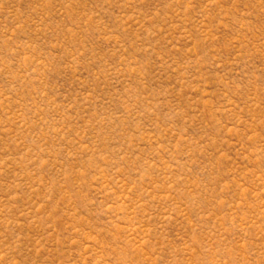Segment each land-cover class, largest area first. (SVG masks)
<instances>
[{"label":"rangeland","instance_id":"obj_1","mask_svg":"<svg viewBox=\"0 0 264 264\" xmlns=\"http://www.w3.org/2000/svg\"><path fill=\"white\" fill-rule=\"evenodd\" d=\"M0 264H264V0H0Z\"/></svg>","mask_w":264,"mask_h":264}]
</instances>
